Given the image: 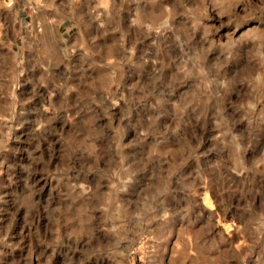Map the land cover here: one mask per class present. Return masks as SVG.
Wrapping results in <instances>:
<instances>
[{"label":"rangeland","instance_id":"1","mask_svg":"<svg viewBox=\"0 0 264 264\" xmlns=\"http://www.w3.org/2000/svg\"><path fill=\"white\" fill-rule=\"evenodd\" d=\"M0 264H264V0H0Z\"/></svg>","mask_w":264,"mask_h":264},{"label":"bare ground","instance_id":"2","mask_svg":"<svg viewBox=\"0 0 264 264\" xmlns=\"http://www.w3.org/2000/svg\"><path fill=\"white\" fill-rule=\"evenodd\" d=\"M165 30V29H164ZM163 33H165L164 31H163ZM167 34H168V32H167ZM164 35V34H163ZM157 36V35H156ZM167 36V35H166Z\"/></svg>","mask_w":264,"mask_h":264}]
</instances>
